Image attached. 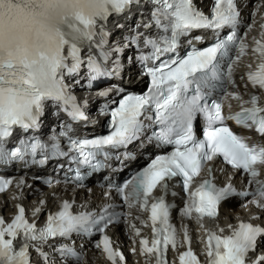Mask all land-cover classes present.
Masks as SVG:
<instances>
[{"label": "snow or ice", "instance_id": "6c2138e0", "mask_svg": "<svg viewBox=\"0 0 264 264\" xmlns=\"http://www.w3.org/2000/svg\"><path fill=\"white\" fill-rule=\"evenodd\" d=\"M133 7L143 19L130 27V34L110 44L112 33L106 26L109 17L122 16ZM260 7L264 4L258 5L257 11ZM240 22L237 0H212L208 13L197 6L196 0H0V163L23 161L30 155L34 163L44 165L71 153L77 168L65 182L83 187L86 176L82 166L91 170L89 175L99 171L104 167L99 157L108 159V148L126 146L153 124L158 125L159 130L149 138L171 145L172 151L156 156L122 184L110 183L123 206L149 213L142 223L151 222L153 238L151 242L139 241L140 253L155 264H167L168 246H177L175 228L170 223V209L175 205L165 199L170 187L167 181L173 178H180L187 196L182 215L191 218L195 212L201 228L203 218H215L221 202L233 196H251L250 203L264 210V179L260 178L264 141L251 142L250 137L235 132L226 123L233 121L264 137V24L260 26V38L253 37L250 48L246 37L253 24H248L241 35ZM153 26L155 35L148 32ZM116 27L124 25L117 23ZM225 29L228 32L222 38L220 33ZM194 30L212 32L214 42L196 48L189 40L190 49L181 55L182 39ZM192 39L203 42L204 37ZM85 48L87 53L83 54ZM129 48L135 49L127 58L129 64L138 63L141 74L151 78V86L141 95H123L114 102L115 107L105 104L101 114L110 116L113 131L109 135L76 137L73 124L88 119L84 111L88 101L79 102L67 81L78 84L86 80L91 90L101 79L120 77L124 70L121 55ZM249 53L258 62L255 70L248 64V70L240 76L242 93L235 73L241 58ZM113 90L124 91L112 86L97 89L96 94L108 97ZM228 100L238 101L240 110L225 115ZM49 103L54 106V116L62 112L68 119L59 122V131L45 143L28 134L39 131ZM227 106L231 108L230 103ZM198 114L206 122L203 139L194 134ZM17 131L19 145L6 148V142ZM65 138L66 151L61 147ZM38 154L42 158L36 160ZM216 158H222L247 178L246 190L238 192L231 183L217 187L211 179H204L195 191H189L207 162ZM211 173L208 168L209 176ZM12 183L11 179H0V193ZM23 183L19 181L17 187ZM158 187L165 195H153ZM171 195L178 193L172 191ZM118 207L109 203L98 214H73L71 205L64 201L59 211L49 213L45 224L37 227L26 218L25 208L17 205V214L10 223L0 216V264H32L30 249L36 251L40 264H50L51 256L44 246L57 238L68 240L74 233H99L94 246L103 251L110 264H126L122 251L113 247L107 235L110 226L120 223L122 217L128 223L130 213L117 211ZM40 212L41 208L36 207L33 216ZM129 228L135 236L141 235L135 224H129ZM228 228L230 235L205 229L207 264H264V226L242 221L236 228ZM185 241L190 244L186 228ZM53 252L59 254L62 264L69 260L81 264L84 259L75 241L54 246ZM179 260L180 264H200L191 247L180 254Z\"/></svg>", "mask_w": 264, "mask_h": 264}]
</instances>
